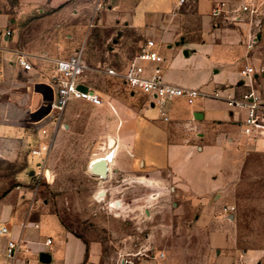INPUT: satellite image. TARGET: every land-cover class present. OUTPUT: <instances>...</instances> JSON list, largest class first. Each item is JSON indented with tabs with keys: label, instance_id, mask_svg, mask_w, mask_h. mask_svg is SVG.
<instances>
[{
	"label": "rangeland",
	"instance_id": "374dc122",
	"mask_svg": "<svg viewBox=\"0 0 264 264\" xmlns=\"http://www.w3.org/2000/svg\"><path fill=\"white\" fill-rule=\"evenodd\" d=\"M44 1L0 0L5 22L0 28L17 30L24 43L40 51L28 60V72L0 67L1 191L15 186L33 191L42 215L53 214L66 230L98 243L96 264H264V147L237 130L228 135L218 172L221 187L208 205H177L162 188L123 182L118 175L98 184L103 179L88 166L110 149L109 139L117 144L113 102L138 107L145 99L130 95L120 80L89 71L82 82L98 91L103 103L72 101L53 122L46 79L55 60L77 50L91 68L121 72L135 47L121 40L112 52L115 37L96 24L105 7L101 0H72L56 16ZM262 20L256 46L264 59V14ZM40 149L42 155L32 158Z\"/></svg>",
	"mask_w": 264,
	"mask_h": 264
},
{
	"label": "crops",
	"instance_id": "0c3cea01",
	"mask_svg": "<svg viewBox=\"0 0 264 264\" xmlns=\"http://www.w3.org/2000/svg\"><path fill=\"white\" fill-rule=\"evenodd\" d=\"M246 1L249 0H183L182 3L180 0H101L105 7L96 24L111 30L115 37L112 52L117 51L121 40L134 45V54L146 40H152L162 61L149 64L148 68L158 69L168 84L204 93L191 105L183 99L167 103V120L162 119L146 98L138 107L114 101L112 107L118 118L114 131L117 152L102 184L118 175L123 182L162 188L169 198L175 197L177 205H208L217 197L221 187L219 165L225 156L228 135L235 130L239 132L236 120L242 114L232 113L223 99L210 94L219 91L222 97L238 96L248 91L239 71L245 65L264 69V59L256 45L249 51L245 47L250 30L246 22L231 23L223 17L212 16L211 12L218 4L232 10ZM71 2L44 1L53 16ZM60 5L64 6L57 9ZM4 23L0 18V26ZM261 38L260 33L258 40ZM0 45L3 47L0 67L21 69L16 62L18 54L25 55L29 61L40 54L38 49L23 42L17 30ZM46 81L48 85L49 79ZM252 89L264 102V73L254 76ZM15 133L22 135L11 132ZM242 137L264 147L260 141ZM1 190L2 184L0 224L8 228L9 234L0 236V264L7 263L8 240H19L22 244L12 264H96L99 261L98 243L86 242L66 230L55 215H42L33 191L19 186ZM42 255L49 256L48 263L40 262ZM246 263L258 264L251 260Z\"/></svg>",
	"mask_w": 264,
	"mask_h": 264
},
{
	"label": "built area",
	"instance_id": "2783aa9c",
	"mask_svg": "<svg viewBox=\"0 0 264 264\" xmlns=\"http://www.w3.org/2000/svg\"><path fill=\"white\" fill-rule=\"evenodd\" d=\"M182 2L183 0H180V3ZM263 14L264 0H249L232 10L226 9L223 4H218L211 12L214 17H223L231 23L246 22L250 26L245 40V47L248 51L258 42L259 31L263 24ZM11 35L12 31L10 29L0 28V43L7 41ZM161 61L162 57L156 50L155 43L152 40H146L138 48L121 72L111 67L102 68L98 66L91 68L84 59L82 50L75 51L67 58L55 60L53 62V75L48 84L52 91L49 113L52 115L53 122L60 120L72 101H84L91 106H100L103 103L98 91L82 82L84 75L89 71H96L110 78L120 80L130 95H140L146 98L158 110L163 120H167L165 111L167 103L176 99H183L188 105H191L198 97L204 95L198 89L182 88L168 84L163 80L158 69L150 70L148 68L149 64H158ZM16 62L25 72L32 69L30 62L23 54L17 55ZM263 73L264 69L261 67L255 69L245 65L239 71V76L245 80L244 83L249 88L248 91L238 96L222 97L219 91L210 94L213 98L223 99L226 107L232 113L242 114V117L236 120L240 135L262 143H264V102L252 89V83L254 76ZM32 155L41 156V149L32 151ZM8 234V228L0 224V236ZM50 243V239L46 240L47 245ZM21 246L19 240L7 241L5 249L6 264L13 263L22 249ZM162 256V254H159L158 257Z\"/></svg>",
	"mask_w": 264,
	"mask_h": 264
},
{
	"label": "bare ground",
	"instance_id": "6f19581e",
	"mask_svg": "<svg viewBox=\"0 0 264 264\" xmlns=\"http://www.w3.org/2000/svg\"><path fill=\"white\" fill-rule=\"evenodd\" d=\"M114 144V141L112 139H109L108 141V146L110 147V149H108L105 153H103L102 155H96L94 156L89 165L94 163V162H98L100 160H104V162H106V168L108 170V172L110 171V163L113 161V158L115 156V152H116V148H117V145L115 144V146H113ZM113 146V147H112ZM89 168V166H88ZM49 173L48 171L45 172V176L49 178ZM96 175V174H95ZM98 177V176H97ZM100 179H104L102 177H100ZM103 195V192H99L98 193V196L99 198ZM116 207L119 205V202L116 204H114Z\"/></svg>",
	"mask_w": 264,
	"mask_h": 264
},
{
	"label": "water",
	"instance_id": "95a60500",
	"mask_svg": "<svg viewBox=\"0 0 264 264\" xmlns=\"http://www.w3.org/2000/svg\"><path fill=\"white\" fill-rule=\"evenodd\" d=\"M88 171L90 174H92L93 176H95L98 179H100V177L106 178V176L108 174V170L106 168V162H104V160H100L98 162H94V163L90 164ZM98 184L101 185L102 181L98 182ZM49 260H50V258L48 255H42L40 258L41 263H48Z\"/></svg>",
	"mask_w": 264,
	"mask_h": 264
}]
</instances>
